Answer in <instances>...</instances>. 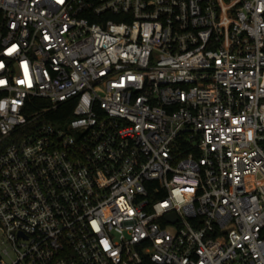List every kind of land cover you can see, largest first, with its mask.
<instances>
[{"label": "built area", "instance_id": "2783aa9c", "mask_svg": "<svg viewBox=\"0 0 264 264\" xmlns=\"http://www.w3.org/2000/svg\"><path fill=\"white\" fill-rule=\"evenodd\" d=\"M0 264H264V0H0Z\"/></svg>", "mask_w": 264, "mask_h": 264}, {"label": "trees", "instance_id": "16d2710c", "mask_svg": "<svg viewBox=\"0 0 264 264\" xmlns=\"http://www.w3.org/2000/svg\"><path fill=\"white\" fill-rule=\"evenodd\" d=\"M68 112H70V108H69V111L67 110V113H62L59 116H65L66 114H68Z\"/></svg>", "mask_w": 264, "mask_h": 264}]
</instances>
